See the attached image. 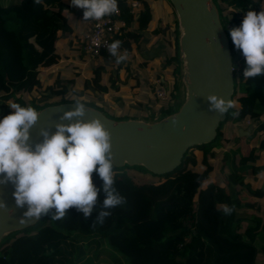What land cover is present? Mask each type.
<instances>
[{
	"label": "trees",
	"instance_id": "trees-1",
	"mask_svg": "<svg viewBox=\"0 0 264 264\" xmlns=\"http://www.w3.org/2000/svg\"><path fill=\"white\" fill-rule=\"evenodd\" d=\"M212 1L227 35L233 64L239 66L233 71V102L237 95L254 93L257 81L251 77L249 86L246 85L243 70L247 65L241 50L231 40L230 29L240 26L246 10L255 8L259 12L263 5L258 0ZM118 3L128 20V28L134 25L138 31L135 36L138 49L143 31L162 35L169 76L157 73L155 77L164 81L167 100L156 96V84L151 79L145 88L144 83L137 81L140 88L135 92L141 91L138 98L143 107L140 115L107 107L105 95L120 90L123 61L105 70L107 82L102 81L101 71L95 79H86L83 86L96 90L89 91L88 95L85 91H72L60 74L53 83L34 92L43 64L59 63L57 42L73 34L70 19H79L83 9L72 6L69 0H0V115L14 111L9 107L13 102L32 105L39 111L49 105L77 100L115 120L151 121L150 111L158 112L160 118L174 113V103L185 86L178 19L163 31L161 26L152 28L156 17L152 7L144 6L133 16L127 11V0H118ZM128 28L116 39L121 42L117 48L120 52L127 42ZM83 45L82 42L79 46L81 55L89 54ZM102 55L110 57L111 52ZM262 76H256L260 84L252 103L229 108L216 137L207 144L190 147L174 171L156 180L138 182L124 168L114 166L113 186L124 201L111 209H104L103 181L94 171L93 183L99 191L88 216L72 206L65 210L63 217L54 219L55 208H50L40 215L35 225L5 234L0 240V251L11 257L18 240L32 238L38 226L46 225L57 237L47 238L29 264H259V256L264 255V180L252 181L245 174L248 170L258 176L264 173ZM232 112L238 115L233 116ZM246 120L257 123L248 134H240L238 127H245ZM227 121L234 129L233 135L223 131ZM258 136L263 139L260 144L255 143ZM218 147L226 150L217 162L210 163L209 158H216ZM202 159L207 164L206 173L201 167ZM202 180L209 182L202 186ZM228 191L234 208L249 209L253 213L226 214L219 205ZM195 201L197 209L193 212ZM102 210L110 215L100 218Z\"/></svg>",
	"mask_w": 264,
	"mask_h": 264
},
{
	"label": "clouds",
	"instance_id": "clouds-1",
	"mask_svg": "<svg viewBox=\"0 0 264 264\" xmlns=\"http://www.w3.org/2000/svg\"><path fill=\"white\" fill-rule=\"evenodd\" d=\"M69 3L83 9L84 20H100L118 11V0H69ZM230 37L245 58L243 77L264 75V8L259 12L255 8L246 10L240 26L230 29ZM120 43L115 40L109 44V52L115 54ZM126 59L122 54L116 63ZM207 100L211 109L221 113L233 107L231 100L217 94H209ZM75 105L74 110L64 112L62 120L85 114V103L77 100ZM9 107L14 111L0 115V184L12 182L15 204L28 205L24 217H39L55 208L53 218L58 219L72 206L88 216L99 191L93 183L94 171L103 181L104 209L123 203L124 197L113 186L110 132L99 118L59 123L54 133L41 129L43 139L33 145L30 129L40 112L32 105L16 102ZM4 207L5 203L0 201V208ZM224 212L230 213L231 209L225 207ZM108 215L110 212L104 210L99 213L100 218ZM20 222H24L23 217Z\"/></svg>",
	"mask_w": 264,
	"mask_h": 264
},
{
	"label": "water",
	"instance_id": "water-1",
	"mask_svg": "<svg viewBox=\"0 0 264 264\" xmlns=\"http://www.w3.org/2000/svg\"><path fill=\"white\" fill-rule=\"evenodd\" d=\"M169 1L182 31L179 44L186 59L185 99L180 108L165 118L144 121L115 120L86 105L82 117L62 120L64 112L74 110L75 102L53 104L39 110L38 120L30 129V143L42 141L41 129L54 133L56 124L99 118L110 132L115 167L142 165L151 173L164 175L179 166L190 147L207 144L216 137L227 111L211 109L207 96L217 94L225 100L233 97V59L227 35L212 0ZM256 123L240 129L248 134ZM13 192L12 182L0 184V201L6 205L0 208V240L10 231L35 225L40 217H24L28 205L18 207Z\"/></svg>",
	"mask_w": 264,
	"mask_h": 264
},
{
	"label": "rangeland",
	"instance_id": "rangeland-1",
	"mask_svg": "<svg viewBox=\"0 0 264 264\" xmlns=\"http://www.w3.org/2000/svg\"><path fill=\"white\" fill-rule=\"evenodd\" d=\"M160 0H153L152 4L156 5L157 10L159 11H165L164 6H159ZM164 2L167 0H163ZM168 3V2H167ZM169 5V4H167ZM161 16H165L163 13ZM160 16V17H161ZM164 25H167L170 21L167 19L164 20ZM229 27V26H228ZM168 29V28H166ZM128 37L127 42L124 46V50L122 52L116 50L115 54L110 55V57H106L104 55H100L99 57H93L91 55H83L76 50L71 49L69 47H65L64 44H59V53L63 54V60L61 63L56 65H49L48 63H45L41 67L40 76L38 78V84L35 85L34 92H37V90H42L46 85L51 84L54 82L55 77L57 74H60L63 78L67 80V86L71 88L72 91L78 93L80 91H85V95H88V92L96 91L93 88H86L84 85V82L86 79H95L97 77V73L100 71L103 72L101 74V78L103 82H107V73L105 70H109L112 67L117 66L116 63L117 57L120 55H126L127 59L123 61V68L124 72L120 74L119 78V84H120V90L115 91L112 90L109 95H105V104L110 109H117L122 108L124 110H127L130 115L138 114L142 112V104L139 102L138 95L141 91L136 93V89L140 86H138V82L144 83V88L148 86V81L151 79H154V83L158 80H161L160 78H156L155 75L158 73L161 76L166 75L169 76V70L165 66V58L163 56V51L165 49V43L161 44L162 47V53L158 55L155 58H149L144 57L140 54V51L138 47H136V31H128ZM182 32V31H181ZM148 36V33L145 34ZM64 40H61L60 43H63ZM183 58V66H184V73H186V59L182 54ZM253 79H256L257 86L254 93L246 96H240L237 95L233 99V107H239L247 102L252 103V101L256 97V92L258 90L260 80L256 77H252ZM252 78H246L245 83L249 86L250 82L252 81ZM264 80V76L261 78ZM87 91V92H86ZM28 97L31 96V94H27ZM100 96V95H99ZM98 97V96H97ZM92 98V97H91ZM94 99V98H93ZM185 99V86H182L181 89V96L179 103L184 102ZM177 111V110H176ZM250 121V122H249ZM254 121L246 120L245 121V127H242L243 129H247L251 123ZM229 123V124H228ZM229 125V127H227ZM227 129L230 134H234V129L230 123V121H227L223 124V129ZM262 136H258L255 143L260 144L262 141ZM219 151H222L221 147H218ZM264 160V158H263ZM210 163H212V159L209 158ZM215 162V161H214ZM217 162V161H216ZM218 167H221V164L218 163ZM206 162L204 159H202L201 167L202 170L206 173ZM217 167V168H218ZM119 169L124 168V170L127 171L131 176L134 177V179L138 182H146L150 180H156L161 175H156L154 173H151L146 168H138L133 165L128 166H120ZM216 171V169L214 168ZM138 171L144 172L148 174V176H143ZM245 176L256 182H260L261 180H264V173L260 176L253 173L251 170H248L245 174ZM148 177V178H147ZM214 179H211L213 181ZM207 182H204V185H206ZM221 209H224L225 207H229L231 209V214L234 215L238 212L246 211V213H250L253 211L249 209H237L234 208L231 205L230 202V192L228 191L227 194L222 196L221 203L219 205ZM32 238H23L16 242L14 246V253L11 257L8 258L6 253H3L0 251V264H29L30 261L34 258L35 253L39 250L42 243L47 238H54L57 237V233L51 229L50 226H38L37 230L32 233ZM4 256H7L5 258ZM259 264H264V255L261 254L258 259Z\"/></svg>",
	"mask_w": 264,
	"mask_h": 264
},
{
	"label": "built area",
	"instance_id": "built-area-1",
	"mask_svg": "<svg viewBox=\"0 0 264 264\" xmlns=\"http://www.w3.org/2000/svg\"><path fill=\"white\" fill-rule=\"evenodd\" d=\"M142 7L140 0H128V13L136 16L138 10ZM79 21L85 26L83 33V48L92 56H100L104 52H109L108 45L122 35L128 28V20L126 19L121 5L118 3V11L108 16L102 17L100 20H84L83 13L79 17ZM229 24L228 26H230ZM239 66L233 64V71H236ZM155 94L160 100H167V87L163 80L156 82ZM149 115L151 121L160 119L159 113L151 111ZM250 122V121H249ZM209 180H202L201 185ZM206 184V183H205ZM197 209V202H194L193 212Z\"/></svg>",
	"mask_w": 264,
	"mask_h": 264
},
{
	"label": "crops",
	"instance_id": "crops-1",
	"mask_svg": "<svg viewBox=\"0 0 264 264\" xmlns=\"http://www.w3.org/2000/svg\"><path fill=\"white\" fill-rule=\"evenodd\" d=\"M258 1H261L262 5H263V8H264V0H258ZM152 2H153V0H144V2L142 3V7L140 9H143L144 6L152 7L154 12H155V15H156V17L154 18V20L152 22V28H155L157 26H161L163 31L168 30L170 28V25H171L172 21L175 20V19H178L176 11L173 10L172 5H171L169 0H167L168 3L166 1L164 2L163 0L159 1V6L162 5V6L165 7V11L164 12L160 11V10L158 11L157 8H156V5L152 4ZM167 4H169V5H167ZM162 13L165 15L164 17L161 16ZM165 19L166 20L168 19L170 21V23L168 22L167 25H164V23H165L164 20ZM70 22H71V24L73 26V34L69 38L65 39L63 43H60L61 40H58V42H57V51H59V49H58L59 48V44H61V45L64 44L65 47H69L71 49H76L80 53V47L79 46L83 42V33H84V30H85V26L79 21V19H70ZM134 28L135 27L133 25L130 28H128V30L129 31H133L134 30L137 33L138 32L137 29H134ZM166 28H168V29H166ZM179 29H180V26H179ZM180 31H181V29H180ZM147 33H148V36L145 35ZM142 34L143 35H142V37L140 39V49H139L140 54L142 56H144V57H157L158 55H160V53H162L161 44L165 43L162 35H160V34L159 35H152L151 32H149L148 30L147 31H143ZM60 55H61V59H60L59 63H61L62 60H63L62 59L63 58V54L60 53ZM87 55H90V54H87ZM81 56H83V55H81ZM93 57H99V56H93ZM54 65H56V64H54ZM179 101H180V98L177 99L175 101V103H174L173 107H174L175 111L178 110L180 108V106H181V103H179ZM1 102H2V100H0V104H1ZM227 127H229V125H227ZM240 128L241 127H238L239 133L241 132V133L245 134V132L242 131ZM223 131L225 133L229 132L225 128L223 129ZM221 149H222V151H219V149H217V148L215 149L217 151V156H216L215 159H212L213 160L212 162H214V161L216 162L217 159L226 150L225 147H221ZM138 172L141 173V175H143V176L144 175L148 176V174H146L144 172H141V171H138Z\"/></svg>",
	"mask_w": 264,
	"mask_h": 264
},
{
	"label": "bare ground",
	"instance_id": "bare-ground-1",
	"mask_svg": "<svg viewBox=\"0 0 264 264\" xmlns=\"http://www.w3.org/2000/svg\"><path fill=\"white\" fill-rule=\"evenodd\" d=\"M179 108V107H178Z\"/></svg>",
	"mask_w": 264,
	"mask_h": 264
}]
</instances>
